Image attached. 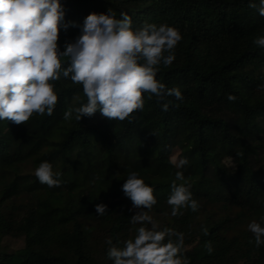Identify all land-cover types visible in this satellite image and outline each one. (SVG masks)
<instances>
[{
	"label": "trees",
	"instance_id": "1",
	"mask_svg": "<svg viewBox=\"0 0 264 264\" xmlns=\"http://www.w3.org/2000/svg\"><path fill=\"white\" fill-rule=\"evenodd\" d=\"M65 22L82 24L89 13L112 8L126 12L133 26L167 22L180 29L176 59L160 66L157 79L177 87L183 102L168 97L162 112L155 97L143 112L123 121L102 117L63 119L69 107L85 102L79 85L55 81L57 104L51 115L33 114L25 124L0 121V229L21 238V248L0 249V264H111L105 240L118 246L135 233L136 211L121 185L136 171L153 187L151 214L161 227L185 234L201 250L184 255L191 264H264V246L249 243L247 224L264 215V17L249 0H61ZM78 28L60 30L58 44ZM228 94L236 97L229 101ZM181 169L199 202L173 217L166 200ZM61 172L59 187L34 175L41 161ZM108 205L97 216L95 205ZM131 209V211H130ZM210 242L213 251H207ZM252 258L255 260L252 262Z\"/></svg>",
	"mask_w": 264,
	"mask_h": 264
},
{
	"label": "clouds",
	"instance_id": "2",
	"mask_svg": "<svg viewBox=\"0 0 264 264\" xmlns=\"http://www.w3.org/2000/svg\"><path fill=\"white\" fill-rule=\"evenodd\" d=\"M264 17V0H249ZM78 28L74 38L58 44L59 32ZM183 39L179 28L167 23L144 22L134 27L131 17L121 12L117 18L112 8L84 17L82 24L65 22L61 0H0V121L25 124L35 113L51 115L58 100L55 81L79 85L85 102L69 107L63 119L91 117L95 113L111 120L132 121L134 112H143L145 98L155 97L162 112L169 100L183 102L177 87H167L157 79L160 66L168 67L176 59L175 50ZM252 43L264 48V34ZM264 87V85H260ZM227 99L236 97L228 94ZM178 169L169 185L166 200L173 217L188 209L197 212L199 202L190 191L183 169L186 157L172 161ZM37 180L48 188L59 187L61 172L53 164L41 161L34 169ZM125 197L136 211L129 223L135 227L131 238L118 246L111 238L105 243L106 258L111 264H191L182 251L185 234L163 226L154 219L157 205L154 189L138 172L130 171L121 185ZM108 205L97 203V216H105ZM131 211V209H130ZM252 234L249 243L264 246V215L247 224ZM213 251L210 242L206 245Z\"/></svg>",
	"mask_w": 264,
	"mask_h": 264
},
{
	"label": "rangeland",
	"instance_id": "3",
	"mask_svg": "<svg viewBox=\"0 0 264 264\" xmlns=\"http://www.w3.org/2000/svg\"><path fill=\"white\" fill-rule=\"evenodd\" d=\"M188 2L189 0H183ZM178 143L173 142V152L171 160H176V155L178 153ZM23 245L21 238H13L10 236L4 235V233L0 229V249L6 250L8 252H13L19 248H21ZM201 250V244L198 241H194L191 244H189L187 247L183 248L182 251H184L187 255H194L198 253ZM255 259L252 258V262ZM240 264H245V262H242Z\"/></svg>",
	"mask_w": 264,
	"mask_h": 264
}]
</instances>
